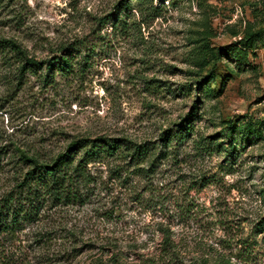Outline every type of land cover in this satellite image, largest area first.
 Returning a JSON list of instances; mask_svg holds the SVG:
<instances>
[{
    "label": "rangeland",
    "instance_id": "374dc122",
    "mask_svg": "<svg viewBox=\"0 0 264 264\" xmlns=\"http://www.w3.org/2000/svg\"><path fill=\"white\" fill-rule=\"evenodd\" d=\"M128 1L0 0V38L72 63L47 80L1 74L0 147L151 148L89 163L79 198L0 236V264H264V0ZM201 45L222 53L203 69ZM164 132L176 135L166 148ZM5 171L0 197L14 185Z\"/></svg>",
    "mask_w": 264,
    "mask_h": 264
},
{
    "label": "trees",
    "instance_id": "16d2710c",
    "mask_svg": "<svg viewBox=\"0 0 264 264\" xmlns=\"http://www.w3.org/2000/svg\"><path fill=\"white\" fill-rule=\"evenodd\" d=\"M122 1L124 9L130 10V2ZM228 50L233 55H246L233 48ZM221 54L220 51L201 45L195 57V66L203 69L212 59L219 60ZM71 69L72 63L67 55L61 54L47 61H38L29 56L25 47L14 38H0V76L5 72L12 73L13 80L19 83L27 72L39 74L40 77L44 72L43 79L47 80L56 72L68 73ZM200 85H205L204 88L208 89L203 81ZM194 116L192 111L176 125L180 134H188L195 120ZM160 137L162 146L166 148L176 135L164 132ZM230 138H233L232 135ZM8 147H0L1 153L7 150L14 156L4 163L0 161V173L7 170L5 172L11 174L14 185L0 197V236L12 235L19 230L21 224L37 220L42 205L48 201L67 203L79 198L81 183L87 180L85 168L89 163L122 153L133 160H140L146 158L151 151L147 145H135L127 141L119 143L105 137L75 139L63 151L45 157L37 152L29 153L18 146H13L12 151Z\"/></svg>",
    "mask_w": 264,
    "mask_h": 264
}]
</instances>
